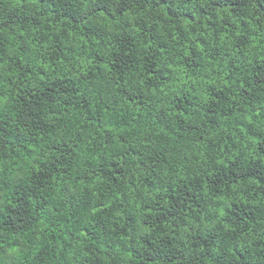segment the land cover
<instances>
[{"label":"trees","instance_id":"16d2710c","mask_svg":"<svg viewBox=\"0 0 264 264\" xmlns=\"http://www.w3.org/2000/svg\"><path fill=\"white\" fill-rule=\"evenodd\" d=\"M0 264H264V0H0Z\"/></svg>","mask_w":264,"mask_h":264}]
</instances>
